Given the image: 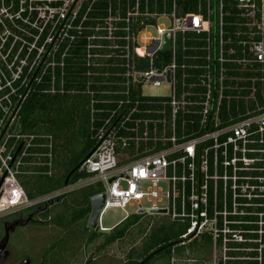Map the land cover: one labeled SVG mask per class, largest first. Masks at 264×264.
Returning a JSON list of instances; mask_svg holds the SVG:
<instances>
[{
    "label": "built area",
    "instance_id": "1",
    "mask_svg": "<svg viewBox=\"0 0 264 264\" xmlns=\"http://www.w3.org/2000/svg\"><path fill=\"white\" fill-rule=\"evenodd\" d=\"M78 43L88 74L114 68L128 108L100 129L81 166L89 176L29 198L19 176L49 167L53 143L21 129L22 105L38 87L65 92ZM146 79L171 95L144 96ZM143 112L153 117L128 124ZM1 180L0 213L102 183L100 216L108 206L165 208L181 242L211 240L210 264H264V0H0Z\"/></svg>",
    "mask_w": 264,
    "mask_h": 264
},
{
    "label": "trees",
    "instance_id": "2",
    "mask_svg": "<svg viewBox=\"0 0 264 264\" xmlns=\"http://www.w3.org/2000/svg\"><path fill=\"white\" fill-rule=\"evenodd\" d=\"M113 70L114 68L111 66H103L100 68V72L88 74L89 70L78 43L66 59L65 92H42V87H38L39 89L30 93L24 101L20 118L21 129L25 132L49 134L53 143L49 167L42 166L36 168L37 171L33 174L19 176L20 183L29 198L47 194L89 176V173L81 166L85 158L96 147L100 129L119 121L123 112L128 108V104L119 106L118 99L122 95L113 92L119 89L118 86H115L118 76L114 74ZM131 95L132 98L135 97V90H132ZM92 99L94 100L92 101ZM232 106V110H234L235 104L232 103ZM118 151L130 154L132 149L128 145L120 147ZM66 180L68 181L66 182ZM77 189H81V193L74 197L79 209L74 211L73 221L89 216L92 208L91 197L104 191L103 186L97 184H87L77 187ZM65 195L36 204L32 206V209L37 208L41 211ZM30 208L23 209L29 210ZM141 215V213L129 215L110 229V232L106 233L105 242L102 245L105 246L123 238L129 229L139 221ZM184 231L182 227L178 229L162 227L151 232L143 246L137 251H132L134 255L131 254L125 264H152V261L157 257L165 258L169 263L174 252H180L185 245V242H181L182 238L180 237ZM97 233L100 235L103 232H91L87 242H91ZM51 247L55 249L56 246L53 244ZM62 254L63 252L57 255L55 264L59 263Z\"/></svg>",
    "mask_w": 264,
    "mask_h": 264
},
{
    "label": "rangeland",
    "instance_id": "3",
    "mask_svg": "<svg viewBox=\"0 0 264 264\" xmlns=\"http://www.w3.org/2000/svg\"><path fill=\"white\" fill-rule=\"evenodd\" d=\"M159 24L167 25L168 21L161 19ZM147 32L151 35L155 34L156 27L147 28ZM142 94L144 96L169 97L171 85L168 83L154 85L149 79H146L142 81ZM152 117L153 112L131 115L132 119L141 122L130 121L128 124L136 128L141 127L145 119ZM122 131L130 135L135 133L124 129ZM153 143V141H149L150 145ZM97 185L102 186V183H97ZM163 185L166 188V185ZM67 193L60 200L54 201L39 212L38 223L19 227L12 234L11 242H17V244L15 243L17 253L30 256L32 264H55L57 255L62 252L63 254L59 258V263L62 264H125L133 254L132 251L140 249L151 232L162 227L166 229L182 227L181 223L173 221L168 214H153L145 211L141 213L139 221L129 229L123 238L103 246L106 233L129 215L138 213L137 205L106 207L100 216L99 224L96 228H92L89 226L90 215L76 221L72 220L74 211L79 209L74 197L81 193V189L76 187L72 189V192ZM147 204L149 203L145 201V205ZM100 225L106 229L102 230ZM93 231L103 233L100 235L97 233L91 242H87L88 236ZM53 244L56 246L55 249L51 247ZM212 251L211 240L207 236L199 235L196 239L185 242L180 252H174L169 263L165 258L157 257L152 261V264H210Z\"/></svg>",
    "mask_w": 264,
    "mask_h": 264
},
{
    "label": "flooded vegetation",
    "instance_id": "4",
    "mask_svg": "<svg viewBox=\"0 0 264 264\" xmlns=\"http://www.w3.org/2000/svg\"><path fill=\"white\" fill-rule=\"evenodd\" d=\"M16 211L0 213V264H24L26 261H28L27 264L33 263L27 254L17 253L15 249L17 242H11V237L19 227L38 223L37 215L40 211L37 208Z\"/></svg>",
    "mask_w": 264,
    "mask_h": 264
},
{
    "label": "water",
    "instance_id": "5",
    "mask_svg": "<svg viewBox=\"0 0 264 264\" xmlns=\"http://www.w3.org/2000/svg\"><path fill=\"white\" fill-rule=\"evenodd\" d=\"M169 48H170V37L166 33L165 37H164V44L162 47V51L168 50ZM168 79H170V73H168ZM199 176H200V148H199ZM67 181L68 180H66V182ZM1 182H2V180L0 181V183ZM104 203H105V193L104 192L97 193L91 197V207L92 208H91V213H90V217H89V226L90 227H92V228L97 227L98 219H99L101 210L103 209ZM145 211H147L149 213H153V214H164L167 212V209H165V208L164 209H154V208L140 207L137 210L138 213H143ZM198 221H199V206H198ZM195 230H194V232H195ZM192 234H190L189 236H191ZM189 236H187V237H189ZM7 238H8V234H7ZM184 238H186V237H184ZM27 263H28V261H26L24 264H27Z\"/></svg>",
    "mask_w": 264,
    "mask_h": 264
}]
</instances>
